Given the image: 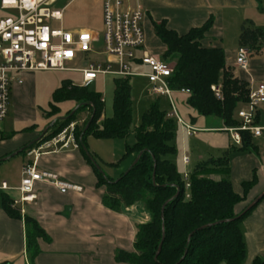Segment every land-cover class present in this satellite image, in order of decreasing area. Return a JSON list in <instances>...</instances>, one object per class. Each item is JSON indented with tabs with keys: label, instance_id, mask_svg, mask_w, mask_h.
<instances>
[{
	"label": "trees",
	"instance_id": "obj_1",
	"mask_svg": "<svg viewBox=\"0 0 264 264\" xmlns=\"http://www.w3.org/2000/svg\"><path fill=\"white\" fill-rule=\"evenodd\" d=\"M213 26L214 18L210 17L201 27L180 35L169 29L166 21L153 24L155 36L165 47L162 57L175 63L170 79L172 90L189 91L188 106L200 117L216 118L227 129H236L242 125L237 113L248 103L250 87L227 66L223 48L204 45ZM263 47V31L253 23H243L239 48L259 53ZM130 82L129 79H115L113 114L102 120L105 114L102 96L90 88L64 81L54 93L56 105L51 104V114L58 113L57 104L67 101L77 103L79 109L50 125L44 137L26 145L18 155L26 157L32 150L51 142L76 123L80 111L89 110L93 116L91 124L86 129V123L82 130L75 124L73 137L93 168L97 186L106 189L104 206L118 212L143 203L151 217L150 222L138 226L134 252L120 251L116 254V261L125 264H243L247 245L241 224L264 199L242 215L260 195L249 200L258 178L255 174L251 182H244L243 196L238 195L229 179L230 163L232 157L252 152L253 135L241 132V145L233 146L219 158L199 163L189 173L190 188L187 190L184 176L174 162L177 148L171 144L176 137L178 123L168 118L159 103H150L142 125L134 132L135 144L126 147L122 159L134 157L136 160L141 154L139 161L120 178H109L86 151V138L92 136L97 140L111 141L125 140L131 135L134 109ZM219 86L223 99H218L213 91ZM218 176L223 179L216 181ZM1 203L10 218L24 222L27 257L30 264H35L41 254L39 241L49 242V236L36 219L23 216L20 209L13 208V201L5 194H1ZM251 264H264V259L257 257Z\"/></svg>",
	"mask_w": 264,
	"mask_h": 264
},
{
	"label": "crops",
	"instance_id": "obj_2",
	"mask_svg": "<svg viewBox=\"0 0 264 264\" xmlns=\"http://www.w3.org/2000/svg\"><path fill=\"white\" fill-rule=\"evenodd\" d=\"M142 4L146 11V25L150 24L153 32L154 23L166 21L169 29L184 35L193 28L201 27L213 17L214 26L204 45L223 48L227 66L237 77L249 83L250 89L264 84V47L259 53L250 52L248 69L240 70L236 63L239 38L236 48L226 44L227 29L231 30L233 35L240 36L241 25L246 21H251L257 28L264 30V0H142ZM8 13L13 12L3 10L0 0V19L9 16ZM162 47L163 52L158 54L149 49L147 44V50L152 55L162 56L165 52L163 44ZM26 76L28 77L24 78V84L16 86L11 93L17 121L35 118L28 109L30 102L26 99L31 74ZM181 94L188 98L190 96ZM243 108L245 107L241 106L239 110ZM193 117L192 125H188L196 130V134L189 137L195 138L199 143L197 158L200 163L216 158L215 155L221 157L236 145L219 119L203 118L197 113H194ZM257 118L255 127L261 129V134L253 136L252 152L234 156L230 163L229 179L235 193L240 196H243L242 184L251 182L256 174L258 183L251 191L249 200L264 191V106L258 111ZM30 128L32 126L21 130L0 128V160L17 153L38 139L41 134L36 132L35 127L27 131ZM33 151L40 153L36 161L38 170L58 175L63 181L77 188L62 194L53 186L36 184L37 199L32 205L25 206V214L22 215L36 219L50 241H39L41 254L35 264H125L116 261V254L120 251L134 252L138 226L151 220L145 207L137 203L118 212L106 208L103 204L106 189L97 186L93 168L78 147L64 149L61 145L54 147L48 142L31 152ZM188 159V165H185L182 159V169L191 166V159ZM33 162L34 156H27L23 167ZM178 162L175 161L182 173ZM193 170L187 172L191 173ZM215 180L220 181L216 178ZM20 181L21 176L19 182L8 185L16 189ZM1 194H5L12 201L20 199V194L15 190L0 192V264H29L24 222L7 215L2 207ZM243 223L249 253L247 264H251L255 258L264 257V200Z\"/></svg>",
	"mask_w": 264,
	"mask_h": 264
},
{
	"label": "built area",
	"instance_id": "obj_3",
	"mask_svg": "<svg viewBox=\"0 0 264 264\" xmlns=\"http://www.w3.org/2000/svg\"><path fill=\"white\" fill-rule=\"evenodd\" d=\"M63 1L65 0H1V8L13 13L0 19V123L9 115L14 87L22 86L24 77L35 72H80L83 74L80 85L82 88H90L100 76L124 80L144 78L152 85L153 95L171 99L174 91L170 79L175 63L148 52L146 11L142 0H104L103 53H97L94 49L100 42L96 32L90 29L63 28L65 10L74 0L60 8L59 5ZM78 62L83 63V68L67 67ZM236 63L240 70L248 69L250 51L247 48H239ZM213 91L218 99H223L220 86L214 87ZM180 92L190 94L187 90ZM263 106L264 84L250 89L248 103L238 111L237 117L242 121L241 127L227 129L236 145H241L240 133L243 131L260 136L261 129L253 124ZM171 108L168 118L175 119L188 136L195 135L196 130L178 117L173 103ZM67 133L68 130L53 139L51 146L61 145L62 148L69 149L74 145L77 148L73 135L66 140ZM30 155L34 156V162L23 167L18 188L13 189L6 182L0 183V192L15 190L20 194V199L14 200L12 207L20 208L22 214H25V206L32 205L37 199V183L53 186L62 194L77 190L58 175L38 170L36 161L40 156L39 152L33 151ZM183 162L188 165L189 159L184 158ZM183 176L188 190L189 174Z\"/></svg>",
	"mask_w": 264,
	"mask_h": 264
},
{
	"label": "rangeland",
	"instance_id": "obj_4",
	"mask_svg": "<svg viewBox=\"0 0 264 264\" xmlns=\"http://www.w3.org/2000/svg\"><path fill=\"white\" fill-rule=\"evenodd\" d=\"M70 1L71 0L63 1L60 3L59 7H64ZM103 3L104 0H74L65 10L64 19L62 21V26L66 30L90 29L96 32L100 39V42L94 46V49L97 53H103L105 49ZM9 14L10 13H8V15ZM262 20L264 24V19ZM146 22L147 19L145 20V29L148 47L149 49L154 50L156 53L161 54L163 52L162 44L155 36L152 26L150 24L146 25ZM248 22L253 23L251 21ZM262 31L264 33V30ZM238 38L239 35H233L232 31L227 29L226 44H228L229 47H238ZM67 67L72 69H80L83 68V63L78 62L76 65L70 64ZM27 77L28 76H25L24 78L27 79ZM64 81H70L75 86H80L83 81V74L76 71H44L31 73L29 82L30 88L28 90L26 99L30 102L29 105L27 104L28 109L32 112V117L34 114L35 118H31V120L28 121H17L16 107L12 99L10 102V112L8 118L4 123H0V128H15L16 130H21L32 126L35 127L36 132H39L38 134L42 135L47 130H49L48 128L50 125L56 123L59 120L65 119L68 114H75L79 109V105L72 101L57 104L58 113L53 115L51 114V104L56 105L53 101L54 93L60 88ZM130 83L132 87V101L134 109V119L132 126L133 132L131 135L125 140L111 141L97 140L92 136H88L86 138V151L88 154L93 156L102 173L113 179H118L123 173L128 172L135 162L134 157H129L125 160L122 159L126 153V147L133 146L135 144L134 132L142 125L144 113L150 103H159L161 110L167 114L172 111L171 103H173L178 117L187 125H192L194 118L193 115L194 113H197L188 106V96L183 95L180 92H173L171 99H169L167 97H158L153 95L151 93L152 85L147 79L133 78L131 79ZM114 86V78L100 76L98 80L90 87L91 91L98 93L105 100V114L102 120L104 118H110L113 114ZM90 118L92 117L89 110L80 111L77 115V121L75 123L78 129L82 130L86 123L88 124V122H90ZM75 124L71 125V127L68 129L66 140L74 134L76 129ZM171 144L175 146L178 151V155L176 158H174V162L176 160L177 162L179 161L178 165L181 167L182 175L189 174L187 170L194 169V167L200 163L199 159L197 158V154L199 153L197 150V144L199 143L195 141V138L189 137L184 128L177 124L176 137ZM29 154H31V152H29L27 156H29ZM27 156L25 157L24 155H18L6 162L0 163V182L5 181L10 185L19 182L22 167L27 160ZM184 157H189L191 159V166L188 168L185 167L186 169H182V159H184ZM215 157L218 158L220 156L215 155ZM216 179L221 180L223 177L218 176ZM138 204L144 207L143 203ZM241 229L245 237L244 223L241 224ZM248 257L249 253L247 251V256L243 264H247ZM262 258L264 259V257Z\"/></svg>",
	"mask_w": 264,
	"mask_h": 264
},
{
	"label": "water",
	"instance_id": "obj_5",
	"mask_svg": "<svg viewBox=\"0 0 264 264\" xmlns=\"http://www.w3.org/2000/svg\"><path fill=\"white\" fill-rule=\"evenodd\" d=\"M92 120H93V116H92L90 122L88 123L86 129L89 127V125L91 124ZM48 129H49V128H48ZM47 131H48V130H47ZM47 131H46L44 134H42L37 140H40L42 137H44V136L46 135ZM31 144H32V143H31ZM31 144H30V145H31ZM23 150H25V148L22 149V150H20V151H18L17 153H15V154H13V155L7 157V158H5V159H2L1 161H2V162L8 161V160H10L11 158L17 156V155H18L20 152H22ZM140 157H141V154L137 157V159L135 160V162H134V164L132 165V167H133L134 165H136V163L139 161ZM132 167H131V168H132ZM131 168H130V170H131ZM130 170H129V171H130ZM263 199H264V191H263V192L257 197V199H255V200H254V201H253V202L247 207V209L243 212L242 215H245V214H247L248 212H250V211H251L253 208H255V207L259 204V202L262 201ZM161 249H162V245H161V247L159 248L158 254H157L156 258H155L156 260L158 259V256H159V254H160V252H161Z\"/></svg>",
	"mask_w": 264,
	"mask_h": 264
}]
</instances>
